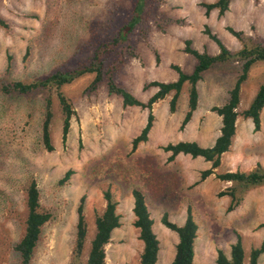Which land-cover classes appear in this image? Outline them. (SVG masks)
<instances>
[{
	"label": "rangeland",
	"instance_id": "rangeland-1",
	"mask_svg": "<svg viewBox=\"0 0 264 264\" xmlns=\"http://www.w3.org/2000/svg\"><path fill=\"white\" fill-rule=\"evenodd\" d=\"M135 1L0 0V83L30 82L87 64L96 46L114 39L131 19ZM215 1L147 0L142 20L129 37L135 56L124 55L116 81L146 102L156 89L144 91L143 85L174 81L177 75L171 65L192 71L195 60L183 52L186 40L200 53H218L205 29L230 51L240 50L242 43L227 28L264 41V0L257 4L232 0L224 16L219 17L217 10L207 16L202 5ZM239 69L229 65L204 74L197 84V109L184 128L180 126L187 111V86L178 96L174 112L170 111L173 94L153 104L148 139L134 152L131 142L145 126L148 111L124 107L104 86L88 93L85 89L92 76L62 88L75 112L65 144L61 108L57 97L52 96L51 152L41 142L44 93H0V264H18L14 247L24 233L25 187L32 180L39 190L41 207L51 218L42 228L31 264H70L76 209L82 196L88 228L82 255L85 262L95 233V216L106 206L103 192L107 189L118 202L120 226L105 247V264H139L143 243L133 225V189L144 193L154 222L160 248L156 264L171 263L178 241L177 235L162 225V216L167 214L180 226L187 207L198 226L194 264H215L218 249L229 256L238 236L247 261L250 250L264 243V226H260L264 222V186L248 191L241 203L228 211L231 198L218 194L230 183L219 180L216 174L264 167V107L258 131L251 119L242 115L264 82V62L251 68L241 87L235 134L215 174L194 185L210 163L187 155L168 161L170 153L162 149L181 141L202 147L213 144L221 121L211 108L226 101ZM69 170V179L60 184ZM258 264H264V252Z\"/></svg>",
	"mask_w": 264,
	"mask_h": 264
},
{
	"label": "trees",
	"instance_id": "trees-1",
	"mask_svg": "<svg viewBox=\"0 0 264 264\" xmlns=\"http://www.w3.org/2000/svg\"><path fill=\"white\" fill-rule=\"evenodd\" d=\"M232 0H216L214 3H204L205 14L208 16L211 11L217 10L218 16L222 17L229 10ZM259 3L260 0H253ZM147 0H136L131 19L125 23L117 35L111 41L96 46L92 57L85 65L75 67L71 70L55 71L49 75L38 77L30 82L22 81H2L0 83V93L17 94L30 96L33 92L41 90L44 93V114L41 124V142L48 152L53 151L51 144L50 126L52 122V96L55 95L59 101L63 116L62 143L65 144L70 127V120L75 114L72 104L62 88L81 77L92 76L86 91L96 92L104 86L107 93L121 99L124 107H140L148 111L147 121L140 134L132 140L131 152H134L140 143L148 139V134L153 126L152 106L156 102L164 99L167 95L173 94L170 101V111L174 112L178 96L187 86V111L181 122L184 128L191 120L193 113L197 109L199 93L197 84L202 80L204 74L213 69L224 68L229 65L240 67L239 73L232 88L228 91L226 101L220 106H214V112L221 121L219 135L214 143L208 147H202L196 142L181 141L176 144H167L162 147L165 152L170 153L168 161H173L178 155H187L191 158H201L210 163V168L201 171L200 178L194 185L204 181L210 175L215 174L214 170L220 165V158L223 153L229 150L232 138L235 134V124L239 116L237 111L240 103V91L246 82L251 68L257 63L264 62V41L246 36L242 31H235L227 28L228 32L242 43L238 51L228 50L217 36L213 35L207 28L205 34L218 47L216 55H209L206 52H198L191 48L190 40L184 43L183 52L195 60V65L191 72L183 71L177 65H171V69L177 74V78L171 82L151 81L143 85V90L155 88V93L146 101L142 102L133 96L128 90L116 81V73L123 64L124 55L134 57L129 37L135 26L141 22ZM0 24L3 23L0 21ZM28 53V51H27ZM26 53V55H27ZM8 60L10 58L8 57ZM158 62V59H157ZM264 107V82L260 84L256 94L251 100L248 108L243 111L245 118L251 119L254 130L260 128V113ZM72 174L69 170L60 180L64 184ZM216 177L224 182L230 183L226 190L221 191L218 196H229L231 204L228 211L238 206L245 194L251 189L264 186V167L257 165L249 172H225L216 174ZM26 195V218L24 220V233L15 245L18 254V264H31L35 249L40 240L43 226L50 220L51 215L41 207L39 201V190L36 182L32 180L25 187ZM133 215L134 227L139 232V240L143 243L139 264H156L159 254V241L153 231V219L146 204L145 195L141 190L133 189ZM106 201L105 209L101 214H97L94 220L95 233L90 241L89 250L85 262L82 260L87 237V221L84 215L85 196L79 200L76 209L75 240L71 253L70 264H105V247L111 240V235L120 226V216L117 213L118 202L113 193L107 189L103 192ZM162 225L177 235L174 257L170 264H194V241L197 235L198 226L195 223L190 207H187L186 218L183 225H177L168 219L167 214L161 218ZM264 226V222L260 225ZM264 252V243L257 248H252L245 259V253L240 237L231 245L229 256L221 249L217 250L215 264H258L259 257Z\"/></svg>",
	"mask_w": 264,
	"mask_h": 264
},
{
	"label": "crops",
	"instance_id": "crops-1",
	"mask_svg": "<svg viewBox=\"0 0 264 264\" xmlns=\"http://www.w3.org/2000/svg\"><path fill=\"white\" fill-rule=\"evenodd\" d=\"M176 75H177V74H176ZM176 78H177V77H176ZM175 80H176V79H175ZM199 82H200V81H199ZM199 82H198V83H199ZM217 137H218V136H217ZM213 143H214V142H213ZM182 225H183V224H182ZM159 250H160V249H159ZM158 255H159V254H158ZM157 261H158V260H157Z\"/></svg>",
	"mask_w": 264,
	"mask_h": 264
}]
</instances>
